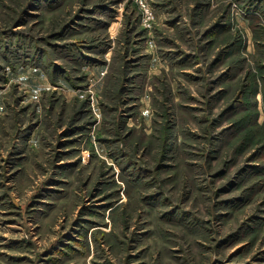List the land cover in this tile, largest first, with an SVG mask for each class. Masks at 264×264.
Wrapping results in <instances>:
<instances>
[{
	"label": "rangeland",
	"instance_id": "rangeland-1",
	"mask_svg": "<svg viewBox=\"0 0 264 264\" xmlns=\"http://www.w3.org/2000/svg\"><path fill=\"white\" fill-rule=\"evenodd\" d=\"M0 264H264V0H0Z\"/></svg>",
	"mask_w": 264,
	"mask_h": 264
},
{
	"label": "built area",
	"instance_id": "built-area-1",
	"mask_svg": "<svg viewBox=\"0 0 264 264\" xmlns=\"http://www.w3.org/2000/svg\"><path fill=\"white\" fill-rule=\"evenodd\" d=\"M142 5V7H143V10H144V12H145V17L147 18V16H149V18H150V11H149V9L147 8V6H145L144 4H141Z\"/></svg>",
	"mask_w": 264,
	"mask_h": 264
}]
</instances>
